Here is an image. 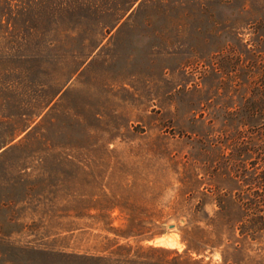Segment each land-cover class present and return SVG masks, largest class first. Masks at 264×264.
Wrapping results in <instances>:
<instances>
[{"label": "rangeland", "instance_id": "rangeland-1", "mask_svg": "<svg viewBox=\"0 0 264 264\" xmlns=\"http://www.w3.org/2000/svg\"><path fill=\"white\" fill-rule=\"evenodd\" d=\"M263 79L264 0H0V264H168L185 239L264 264L233 176Z\"/></svg>", "mask_w": 264, "mask_h": 264}, {"label": "trees", "instance_id": "trees-1", "mask_svg": "<svg viewBox=\"0 0 264 264\" xmlns=\"http://www.w3.org/2000/svg\"><path fill=\"white\" fill-rule=\"evenodd\" d=\"M262 83L264 91V79ZM36 108L42 109L43 106L38 105ZM247 114L250 118L259 120V124L252 127L248 144L244 145L243 149L238 146V154L233 162V176L238 182L235 199L241 210L237 229L240 236L253 240L264 232V140L259 139L260 137L264 139V96L261 101L252 102V108ZM38 115L39 112L34 114L27 124L14 129L7 143L28 128ZM240 132L236 134H241ZM185 243V251L182 254L175 253L168 264H203L201 259H193L189 255L191 252L200 254L203 251L195 247L188 239H185Z\"/></svg>", "mask_w": 264, "mask_h": 264}]
</instances>
